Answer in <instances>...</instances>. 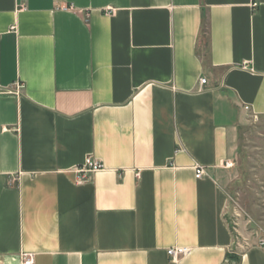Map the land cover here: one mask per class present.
Masks as SVG:
<instances>
[{
	"label": "crops",
	"instance_id": "obj_1",
	"mask_svg": "<svg viewBox=\"0 0 264 264\" xmlns=\"http://www.w3.org/2000/svg\"><path fill=\"white\" fill-rule=\"evenodd\" d=\"M252 116L264 0H0V264H264L222 184Z\"/></svg>",
	"mask_w": 264,
	"mask_h": 264
},
{
	"label": "rangeland",
	"instance_id": "obj_2",
	"mask_svg": "<svg viewBox=\"0 0 264 264\" xmlns=\"http://www.w3.org/2000/svg\"><path fill=\"white\" fill-rule=\"evenodd\" d=\"M225 168L226 220L240 250L264 238V117L239 127Z\"/></svg>",
	"mask_w": 264,
	"mask_h": 264
},
{
	"label": "built area",
	"instance_id": "obj_3",
	"mask_svg": "<svg viewBox=\"0 0 264 264\" xmlns=\"http://www.w3.org/2000/svg\"><path fill=\"white\" fill-rule=\"evenodd\" d=\"M254 7L256 6V4L253 5ZM113 13V10L111 9H107L105 10V14L110 15ZM198 83L200 85H204L206 83V79L205 78H200ZM22 89V85H17L16 86V90L19 92V90ZM253 120L257 119V116H252L251 117ZM102 169V165L95 161L92 160L91 158H87L84 162V164L75 170V174H76V184L77 185H82L84 183L85 180V175L87 173H94L97 172L99 170ZM204 175V170L202 169V167L200 166H196L195 167V178L196 179H200L202 178V176ZM251 244L249 243H245L243 245L244 248L250 246ZM255 246L261 248L264 250V238L261 237L260 239H258L255 243ZM242 247V246H241ZM188 253V250L186 248H171L167 251L168 256H170L173 260L178 259L181 256H184ZM23 264H32L33 263V258L31 255H25L23 256V260H22Z\"/></svg>",
	"mask_w": 264,
	"mask_h": 264
},
{
	"label": "trees",
	"instance_id": "obj_4",
	"mask_svg": "<svg viewBox=\"0 0 264 264\" xmlns=\"http://www.w3.org/2000/svg\"><path fill=\"white\" fill-rule=\"evenodd\" d=\"M227 259L229 260V261H233V262H235V263H237L239 260H238V258L236 257V256H233V255H228L227 256Z\"/></svg>",
	"mask_w": 264,
	"mask_h": 264
}]
</instances>
